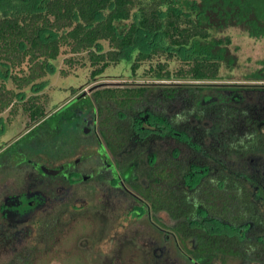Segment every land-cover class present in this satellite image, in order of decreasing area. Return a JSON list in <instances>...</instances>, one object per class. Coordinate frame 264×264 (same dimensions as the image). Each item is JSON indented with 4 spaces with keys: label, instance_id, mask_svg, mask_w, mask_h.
Listing matches in <instances>:
<instances>
[{
    "label": "trees",
    "instance_id": "1",
    "mask_svg": "<svg viewBox=\"0 0 264 264\" xmlns=\"http://www.w3.org/2000/svg\"><path fill=\"white\" fill-rule=\"evenodd\" d=\"M236 33L264 42V0H0V55L36 63L25 82L33 92L63 46L87 55L93 79L125 65L134 81H146L93 89L98 137L130 189L156 210L167 207L179 237L201 236L205 255L243 254L241 243L214 240L231 235L219 222L244 218L241 168L227 165L264 143L255 129L264 126V59H249L242 72ZM235 78L246 83L215 84ZM36 100L26 110L38 131L10 151L61 158L66 112L47 118Z\"/></svg>",
    "mask_w": 264,
    "mask_h": 264
},
{
    "label": "flooded vegetation",
    "instance_id": "2",
    "mask_svg": "<svg viewBox=\"0 0 264 264\" xmlns=\"http://www.w3.org/2000/svg\"><path fill=\"white\" fill-rule=\"evenodd\" d=\"M57 113L54 112L47 118ZM39 125L40 123H36L25 135L10 144L2 156L10 158L13 155H20L21 160H15L17 164L11 165L15 171H19L16 178L18 184L15 182L12 187H4L0 191V254L13 252V259L26 260V250L22 248L16 253L14 249L17 245H23L32 234V230L36 229L37 234L41 236H44V231L49 228L51 233L59 232L61 226L70 225L74 220L84 216L93 218L96 221L94 223H97V228L95 227L97 243L105 242L107 231L111 233L114 229L115 235L111 237L110 242L115 244L118 233L116 228L118 224H122L124 218L141 221V225H147L152 231V236L147 237L143 233L142 236L132 237V244L140 251L139 257L147 260L145 264H149L151 260L156 261L155 264H230L235 260H239L240 264H264V148L261 146L264 143H259L258 150L254 153L250 148L246 149L239 162L230 161L227 165L230 171L231 168L233 171L241 168L237 183L243 194L244 218L241 225H235L232 216L219 222L231 235L214 240L227 241L231 244L241 243L243 254L217 252L205 255L202 253L201 236L179 237L173 230L174 223L167 207L162 211L156 210L152 204L128 188L117 163L111 160L110 153L98 137L96 119L91 122L85 116L77 126L72 124L67 128V143L60 148L64 153L61 158H57L54 153L37 152L51 158L50 162L43 163L28 158V154L36 153L31 148L10 151V148L22 138L33 131L37 132ZM75 126L79 127L78 129L82 127L83 135L86 130L91 131L94 136L93 146L84 148L81 137L71 133ZM255 129L262 138L264 126H257ZM58 168H63V172L49 173ZM45 183L51 187L43 189L42 184ZM79 184L82 187L107 185V188L100 190L104 199L107 196L112 197L108 194L112 190L123 191L129 204L108 205L104 201L98 205H78L76 202H80L82 198L71 188ZM65 185L69 188L66 189ZM199 221L202 222L201 219ZM212 222L211 225H214ZM234 232L239 236L234 237ZM120 240L122 239H118V242ZM232 248L227 249L233 250ZM204 255L206 261L203 259ZM115 256L116 260L120 259L119 253L116 252Z\"/></svg>",
    "mask_w": 264,
    "mask_h": 264
},
{
    "label": "rangeland",
    "instance_id": "3",
    "mask_svg": "<svg viewBox=\"0 0 264 264\" xmlns=\"http://www.w3.org/2000/svg\"><path fill=\"white\" fill-rule=\"evenodd\" d=\"M234 44L238 48L241 57V71L248 70L253 63L249 59L263 60L264 59V42H256L235 34ZM2 45V44H0ZM0 55V62L5 61L9 67H2L0 74V191L4 187L13 186L17 183L19 171H15L11 165L15 160L20 161V155L2 157L7 147L17 139L25 135L36 123L31 119V112L26 110V105L35 96L36 102L45 109L47 116L58 112H66L68 125H75L83 120L86 116L89 121L96 119V102L91 98V92L95 88H103L106 86H131L132 84L145 83V80L134 81L130 77V72L127 66L117 65L110 67L101 77L96 79L91 78L92 66L86 54H75L70 46H63L58 59L54 61L55 71L51 74H46L38 79L35 84H42L43 87L39 92H33L34 85H26L25 82L33 74L34 70L38 69L36 63L32 62L29 57L19 59V61H9L7 58ZM16 61V62H15ZM39 62H43L40 59ZM8 72V76L4 74ZM240 73V72H239ZM235 81H219L215 84H245L241 79L235 78ZM45 82V83H44ZM196 83V82H194ZM214 84V83H213ZM82 94L84 95L82 98ZM26 97L25 101H20L17 96ZM84 98L88 101L84 103ZM5 102V103H4ZM29 103V104H30ZM5 104V108H3ZM77 112V113H76ZM78 114V115H77ZM68 126V127H69ZM74 127L73 133L81 137L84 148L93 146L94 136L90 133L85 136L81 133L82 127L78 129ZM80 126V125H79ZM70 129H68V132ZM91 132V131H90ZM87 135V134H86ZM78 137H76L77 139ZM80 139V138H79ZM25 143H21L24 145ZM28 154V158L33 161L47 163L51 158L44 154L37 153ZM14 156L15 159H14ZM111 160L116 162L114 156ZM55 163V162H54ZM140 164V165H139ZM136 175L141 176V172L147 166L146 161L138 163ZM18 184V183H17ZM19 185H17L18 187ZM50 185L42 184L43 189H49ZM66 186V185H65ZM51 187V186H50ZM68 189L69 187H65ZM107 188V185L101 184L96 187L87 185H76L71 188L73 192L77 191L81 197L78 205H98L105 201L108 205H128L129 202L124 196V192L112 190L105 199L100 190ZM130 189V187L128 186ZM108 190H110L108 188ZM125 211V208H122ZM90 210V209H88ZM137 215V213H135ZM96 221L91 217H80L74 220L73 223L60 228L59 232L51 233V229L44 231L45 235H38L37 230H32L30 237H27L22 246L17 245L14 252H18L22 248L26 250V260L13 259V252H5L0 254V264H145L147 260L139 257V250L132 244V237L136 235L152 236L150 228L141 221H131L128 218L122 220V224H118L116 230L117 242L114 244L110 239L114 234V229L109 230L106 234V240L102 243H97ZM113 225V224H112ZM110 224V226H112ZM96 227V228H95ZM139 232V234H138ZM42 237V238H41ZM140 246V245H139ZM118 249V250H117ZM120 254V259H115V254ZM119 258V257H118ZM155 264L156 261H149V264ZM239 260L230 262V264H240Z\"/></svg>",
    "mask_w": 264,
    "mask_h": 264
},
{
    "label": "water",
    "instance_id": "4",
    "mask_svg": "<svg viewBox=\"0 0 264 264\" xmlns=\"http://www.w3.org/2000/svg\"><path fill=\"white\" fill-rule=\"evenodd\" d=\"M88 133H90V130H86L84 134H88ZM62 172H63V168H58L56 170L49 171V173H52V174H58Z\"/></svg>",
    "mask_w": 264,
    "mask_h": 264
}]
</instances>
